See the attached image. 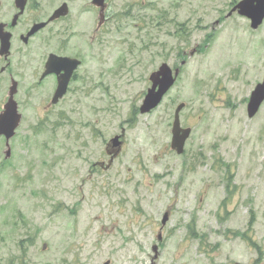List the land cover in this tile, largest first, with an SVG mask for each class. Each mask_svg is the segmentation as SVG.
<instances>
[{
	"label": "rangeland",
	"instance_id": "374dc122",
	"mask_svg": "<svg viewBox=\"0 0 264 264\" xmlns=\"http://www.w3.org/2000/svg\"><path fill=\"white\" fill-rule=\"evenodd\" d=\"M234 1L109 0L87 82L50 113L21 104L8 158L0 139V264H264V101L246 111L264 77V21L228 15ZM162 62L180 73L140 113ZM180 102L192 130L178 154Z\"/></svg>",
	"mask_w": 264,
	"mask_h": 264
},
{
	"label": "flooded vegetation",
	"instance_id": "af4514ba",
	"mask_svg": "<svg viewBox=\"0 0 264 264\" xmlns=\"http://www.w3.org/2000/svg\"><path fill=\"white\" fill-rule=\"evenodd\" d=\"M101 3L96 4L94 0H0V113L5 110L12 86L17 112L21 115L10 139L15 136L24 117L21 104L31 100L42 104L44 114L50 113L66 97L73 99L72 96L78 93L76 85L80 80L87 82L89 69L85 72L81 70L89 47H93L95 39L102 38L106 23L114 18L109 0H101ZM94 13L98 19L95 29L92 21ZM56 57L69 60L58 62ZM74 60L79 64L69 75L66 91L53 102L59 79H63ZM80 92L87 93V90L82 86ZM0 139L9 149L8 155L4 151V158H8L11 153L10 139L8 144L4 135H0ZM119 140L122 144L120 135ZM105 152L113 156L116 147L108 142ZM262 207L263 214L264 204ZM251 215L252 219L255 218L253 212ZM253 224L248 225V230L252 231ZM258 251L263 252L259 247Z\"/></svg>",
	"mask_w": 264,
	"mask_h": 264
},
{
	"label": "water",
	"instance_id": "95a60500",
	"mask_svg": "<svg viewBox=\"0 0 264 264\" xmlns=\"http://www.w3.org/2000/svg\"><path fill=\"white\" fill-rule=\"evenodd\" d=\"M94 3L102 4L101 0H94ZM232 12H236L240 16L249 19L250 27L252 29H257L264 21V0H239L228 11V15H230ZM56 60L58 62H63L68 61L69 59L65 57H56ZM184 63L185 61H181V65ZM78 64L79 61L74 60V62L71 64V67L66 70L63 79H59L53 102H56L65 93L69 75ZM62 68L64 67L62 66ZM179 71V67H176L173 70L168 65V63L162 62L156 70L150 73L148 77L150 86L147 88L141 105L139 106L140 113H147L160 104V102L163 100V97L167 94V91L175 83V80L179 75ZM14 92V87L11 86L9 89V99L5 104V110L0 113V135L5 136L7 144L9 139L15 133V129L18 126L21 118V115L17 112L16 103L13 99ZM263 101L264 77L262 81L258 82L250 92L246 106L248 117L251 118L256 114ZM183 106L184 103L180 102L175 107L171 126L172 136L170 148L178 154H181L184 151L185 142L191 134V127H183L180 124V111ZM109 142L113 147H116V151L120 149L121 141L119 140V135L113 136ZM5 153L6 155L9 154L8 148L6 149ZM166 220L167 214L165 213L161 221L162 224L165 223Z\"/></svg>",
	"mask_w": 264,
	"mask_h": 264
},
{
	"label": "trees",
	"instance_id": "16d2710c",
	"mask_svg": "<svg viewBox=\"0 0 264 264\" xmlns=\"http://www.w3.org/2000/svg\"><path fill=\"white\" fill-rule=\"evenodd\" d=\"M235 3H236L235 1H234V2H232V6H233ZM232 6H231V7H232ZM137 110H138V109H136V111H137Z\"/></svg>",
	"mask_w": 264,
	"mask_h": 264
}]
</instances>
